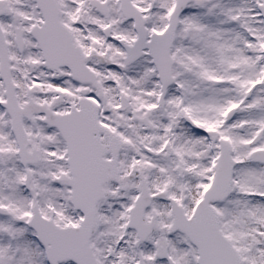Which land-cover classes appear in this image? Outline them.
I'll return each instance as SVG.
<instances>
[{
	"label": "snow or ice",
	"instance_id": "1",
	"mask_svg": "<svg viewBox=\"0 0 264 264\" xmlns=\"http://www.w3.org/2000/svg\"><path fill=\"white\" fill-rule=\"evenodd\" d=\"M0 264H264V0H0Z\"/></svg>",
	"mask_w": 264,
	"mask_h": 264
}]
</instances>
